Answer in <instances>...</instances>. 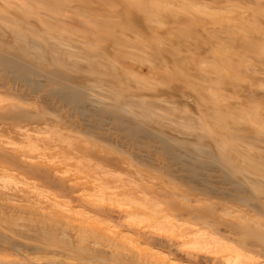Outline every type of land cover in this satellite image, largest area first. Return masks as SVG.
<instances>
[{
    "label": "rangeland",
    "instance_id": "rangeland-1",
    "mask_svg": "<svg viewBox=\"0 0 264 264\" xmlns=\"http://www.w3.org/2000/svg\"><path fill=\"white\" fill-rule=\"evenodd\" d=\"M0 264H264V0H0Z\"/></svg>",
    "mask_w": 264,
    "mask_h": 264
},
{
    "label": "bare ground",
    "instance_id": "bare-ground-1",
    "mask_svg": "<svg viewBox=\"0 0 264 264\" xmlns=\"http://www.w3.org/2000/svg\"><path fill=\"white\" fill-rule=\"evenodd\" d=\"M263 50V49H262ZM17 108V107H16ZM23 110V109H22ZM20 111V110H16V111H13L14 113H15V116L16 117H23L22 119L24 120V119H27L26 117L28 116V114L26 113V112H24V110L23 111ZM21 118H19V120L21 119ZM17 119V118H16ZM22 119H21V121H22ZM245 231H247V232H249V230H248V228H245L244 229Z\"/></svg>",
    "mask_w": 264,
    "mask_h": 264
}]
</instances>
